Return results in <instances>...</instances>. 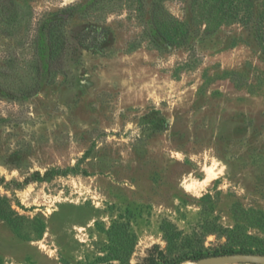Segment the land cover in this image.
<instances>
[{
    "label": "rangeland",
    "instance_id": "rangeland-1",
    "mask_svg": "<svg viewBox=\"0 0 264 264\" xmlns=\"http://www.w3.org/2000/svg\"><path fill=\"white\" fill-rule=\"evenodd\" d=\"M231 253L264 254V0H0V264Z\"/></svg>",
    "mask_w": 264,
    "mask_h": 264
},
{
    "label": "water",
    "instance_id": "water-1",
    "mask_svg": "<svg viewBox=\"0 0 264 264\" xmlns=\"http://www.w3.org/2000/svg\"><path fill=\"white\" fill-rule=\"evenodd\" d=\"M264 264V254L260 253H231L224 255H209L197 259L192 264Z\"/></svg>",
    "mask_w": 264,
    "mask_h": 264
},
{
    "label": "bare ground",
    "instance_id": "bare-ground-1",
    "mask_svg": "<svg viewBox=\"0 0 264 264\" xmlns=\"http://www.w3.org/2000/svg\"><path fill=\"white\" fill-rule=\"evenodd\" d=\"M209 173V172H208ZM212 178V175L211 174H208V176H207V180H209V179H211ZM186 187H190V185L189 184H186ZM227 264H244V263H236V262H233V263H227Z\"/></svg>",
    "mask_w": 264,
    "mask_h": 264
},
{
    "label": "trees",
    "instance_id": "trees-1",
    "mask_svg": "<svg viewBox=\"0 0 264 264\" xmlns=\"http://www.w3.org/2000/svg\"><path fill=\"white\" fill-rule=\"evenodd\" d=\"M197 259H199V258H197Z\"/></svg>",
    "mask_w": 264,
    "mask_h": 264
}]
</instances>
